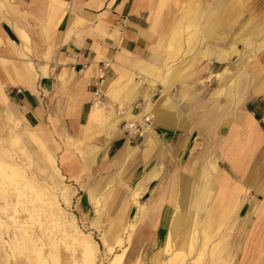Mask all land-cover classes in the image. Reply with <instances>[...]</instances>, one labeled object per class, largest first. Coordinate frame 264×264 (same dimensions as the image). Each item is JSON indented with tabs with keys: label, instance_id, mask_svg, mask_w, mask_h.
<instances>
[{
	"label": "crops",
	"instance_id": "1",
	"mask_svg": "<svg viewBox=\"0 0 264 264\" xmlns=\"http://www.w3.org/2000/svg\"><path fill=\"white\" fill-rule=\"evenodd\" d=\"M237 1L188 7L200 45L176 67L166 48L179 50L180 34L176 23L164 34V0H0V129L18 120L47 145L57 173L98 212L91 224L113 217L104 234L135 223L124 264H149L194 217L212 231L211 257L223 224L238 264H264V47L251 50L264 35V4L236 10ZM235 14L248 18L225 45ZM146 113L143 133L127 136L125 122Z\"/></svg>",
	"mask_w": 264,
	"mask_h": 264
},
{
	"label": "rangeland",
	"instance_id": "2",
	"mask_svg": "<svg viewBox=\"0 0 264 264\" xmlns=\"http://www.w3.org/2000/svg\"><path fill=\"white\" fill-rule=\"evenodd\" d=\"M193 2L194 5L198 6L199 0H164V4H162L164 8H167L164 11L167 17V25L162 26L164 34H170V29L175 23V28L180 34L179 50L175 48V42H169L166 48L167 50L170 49V51L173 50L172 54L168 52V56H170V63H174L175 66L182 61H184V64L188 63L193 57L196 48L200 45L198 38L195 35H191L200 24L187 15V9ZM248 2L249 0H241L240 2L232 3V6L238 10ZM261 4H264V0H259L256 5L260 6ZM235 16L236 14L232 15L231 23H229V20H226L224 24L225 28L229 27V31H226L224 37L225 45L228 42L231 43L232 40L235 43L237 42L234 32L248 18V16H245L240 22L239 19L234 20ZM199 21L202 22V20ZM216 28L223 30V26H217ZM189 36L190 42H187ZM252 41L251 50L253 53L264 47V35L260 34L253 37ZM239 47L241 48V46ZM236 58H234L233 64H235ZM251 58L248 57V61H251ZM210 78L208 80H211ZM215 93L219 97L222 90H217ZM49 155L54 156L49 151L47 145L34 137L30 130L22 127L18 120L8 121L6 131L5 129H0V162L13 164L19 171V174L16 176L0 173V218L2 219H0V264H71L72 261L70 263L67 261H69L72 250L74 249V255H77L79 252L77 244L68 239L62 232L61 227L48 217L47 208L41 202L45 192H50V194L56 196L59 199V206L65 214L72 215L82 234L89 235L93 240L97 247L96 264H108L111 255L106 252L103 239L105 238L106 242L111 239L112 235L104 234V232L107 230L113 217H105L104 222L103 219L101 221L100 217L95 224H91L90 220L95 218L98 213L95 211V207L82 197L80 200L79 193H77L78 189L76 190L73 186L65 183L67 180L57 173L49 159ZM27 179L31 180L37 188H42V190L40 192L32 191L30 187L25 185V180ZM22 184L23 186L21 187ZM98 196L102 198L103 195L100 194ZM63 198H67L68 201ZM80 204L82 205V210L80 209ZM109 204L110 202L103 208V210H106V213L110 212ZM87 210L90 212L89 215H86ZM165 218L166 215L158 232L165 228L167 223V219L165 221ZM130 219L127 218L126 221L128 222ZM210 223L211 221L205 225L208 226ZM133 224L135 226V223ZM68 229L70 231L69 226ZM225 229V225L221 224L219 226L218 233L214 237L213 242L215 245L214 254L211 257L209 251L207 253V249L208 242L213 236L212 231L208 228L200 230L195 226L194 231L197 239L194 247L196 246L198 251L203 252L201 264H238V257L235 251L227 248L228 234L225 232ZM21 234L24 237L20 238ZM28 235L30 236L27 237ZM121 236L125 240L126 229H124V234ZM116 238L118 237H114L109 241V245L114 246V251L120 252L122 247L125 248L128 244L124 241L121 246L116 245L114 243ZM22 239H26V243ZM28 242L30 245L27 244ZM151 243L152 241L145 243L147 250L150 248ZM184 249L187 250L188 248L185 247ZM72 264H75V262Z\"/></svg>",
	"mask_w": 264,
	"mask_h": 264
},
{
	"label": "bare ground",
	"instance_id": "3",
	"mask_svg": "<svg viewBox=\"0 0 264 264\" xmlns=\"http://www.w3.org/2000/svg\"><path fill=\"white\" fill-rule=\"evenodd\" d=\"M215 4H217V3H215ZM117 93H119V92H117ZM94 113L96 114V116H99L103 112L101 111V108H100V109H96ZM93 120H95V119H93ZM0 173H3V174L8 175V176H16V175L19 174V171H18V168L16 166H14L13 164H8V163L5 164L3 162H0ZM25 181H26V184L25 185H27L28 187H30L32 191L40 192L42 190V188L40 189V188H37L36 186H34V184H33V182L31 180L27 179ZM22 186H23V184L21 185V187ZM28 187H26V188L28 189ZM15 193H16V191H15ZM30 194H28V195L30 196ZM35 195H36V193H35ZM41 202L43 203V205H45L44 207L47 208L48 217L50 218V220L55 221L57 223V225L61 227L62 232L67 236V238L70 239L72 242L76 243L77 246H78V248H79V252L77 253V255H74V252H73L74 249L72 250V253H71V256L69 258V261H67V262L70 263L72 261V263L75 262V264H96L95 256H96V252H97V247H96L95 243L93 242V240L90 238L89 235L82 234V232L79 229V227L77 226L74 218L72 216L66 215L65 212L60 208L58 198H56V196H53L52 194H50V192H45L44 193V198L41 200ZM13 217H11V219H13ZM15 221H16V219H15ZM196 222H197V217H194L191 220V222H190L191 224L190 225L183 224L176 233H169L166 236V238H165L164 242L162 243V245L157 246L155 248V250L151 252V254L149 253L150 254L149 264H201V259H202V256H203V252L202 251H198L196 249V246L194 247V245L196 244V239H197V237L195 236V231H194L195 230V226H197ZM209 222H210V218H208L207 221H205V224H209ZM68 226L70 228V231L68 229ZM124 229H126V237H125V240H124V238L122 236L116 238V240L114 242L116 245H120L121 246L122 245V242L124 243V241H126L127 244L131 242V239L132 238H130V237L133 236L134 231H135L134 224L133 223H129L128 226L124 227ZM166 234H167V232H166ZM14 236H16V235L14 234ZM29 236L30 235H28L27 237H29ZM22 237H24V236H22V234H21V237L20 238H22ZM103 238H104V236H103ZM113 238L111 236V239L108 240L107 242H106V239L105 238L103 239V242L105 243V247H106V252H108L111 255L110 258H109V260H108V264H124L125 261H126L125 258H126V253H127L126 252L127 246L125 248L122 247V249H121L120 252L114 251V246L109 245V241H111ZM68 239H67V241H68ZM25 240H23V241L25 242ZM31 242H33V241H31ZM27 244H29V242ZM134 246H135V244H134ZM185 247L188 248V249L187 250L184 249ZM132 250H134V249H132ZM123 257H125V258L123 259Z\"/></svg>",
	"mask_w": 264,
	"mask_h": 264
},
{
	"label": "built area",
	"instance_id": "4",
	"mask_svg": "<svg viewBox=\"0 0 264 264\" xmlns=\"http://www.w3.org/2000/svg\"><path fill=\"white\" fill-rule=\"evenodd\" d=\"M66 5H69L70 0H63ZM104 81V73L102 69H100V73L97 77L95 89H94V96L96 98L95 101H97L101 95V90L99 87L102 85ZM133 106L135 109L140 110L143 108V104L139 98H136L133 102ZM116 109L118 112H123V106L121 104H118L116 106ZM151 114L146 113L143 115V117L140 120H130L125 122L124 124V131L127 136L129 137H135L139 136L143 133L144 126L150 121Z\"/></svg>",
	"mask_w": 264,
	"mask_h": 264
}]
</instances>
